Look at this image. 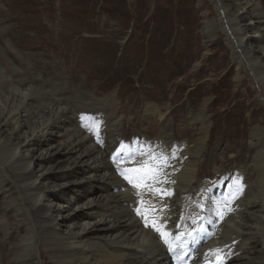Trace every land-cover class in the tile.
<instances>
[{
	"label": "bare ground",
	"instance_id": "6f19581e",
	"mask_svg": "<svg viewBox=\"0 0 264 264\" xmlns=\"http://www.w3.org/2000/svg\"><path fill=\"white\" fill-rule=\"evenodd\" d=\"M223 1L219 22L205 21L203 31L226 32L235 64L247 62L264 90V13L256 1ZM2 58L0 228L4 243L16 236L18 264H264V126L250 129L245 158L226 146L203 181L207 106L191 111L180 131L162 124L155 136L136 115L127 143L117 118L126 105L64 81L66 68L56 80L28 57ZM156 106L144 115H159L158 125L168 113ZM198 120L202 134L180 140ZM130 169H142L138 179Z\"/></svg>",
	"mask_w": 264,
	"mask_h": 264
},
{
	"label": "rangeland",
	"instance_id": "374dc122",
	"mask_svg": "<svg viewBox=\"0 0 264 264\" xmlns=\"http://www.w3.org/2000/svg\"><path fill=\"white\" fill-rule=\"evenodd\" d=\"M248 1H256L264 13V0ZM223 2L232 8L237 0ZM217 5L218 0H0V35L9 41L0 46V55L37 61L56 80L66 68L64 81L126 105L117 118L126 124L121 130L129 131L124 135L127 143L137 132L128 123L136 115L150 128L144 132L155 136L162 124L170 133L180 131L189 124L191 111L207 106L210 129L206 155L200 160L205 164L201 179L206 181L213 158L226 146L235 150L233 156L245 158L242 144L249 146L250 129L264 126V90L249 77L251 67L247 62L235 64L225 40L229 35L219 26L210 37L203 31L205 21L219 22ZM150 105L167 109V119L153 124L159 115H144ZM200 129L198 120L178 138H197ZM52 211L56 218L58 210L52 206ZM4 240L0 228V262L18 264L11 253L16 236Z\"/></svg>",
	"mask_w": 264,
	"mask_h": 264
},
{
	"label": "snow or ice",
	"instance_id": "6c2138e0",
	"mask_svg": "<svg viewBox=\"0 0 264 264\" xmlns=\"http://www.w3.org/2000/svg\"><path fill=\"white\" fill-rule=\"evenodd\" d=\"M129 172L132 173V174H134L133 178L138 179L139 178V175L142 172V169H130ZM130 182H131V180H130ZM134 186L135 187H140L139 184H134Z\"/></svg>",
	"mask_w": 264,
	"mask_h": 264
}]
</instances>
